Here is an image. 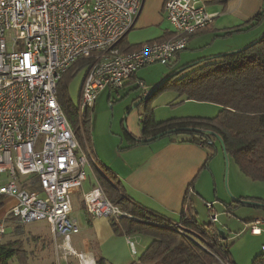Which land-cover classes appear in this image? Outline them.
Here are the masks:
<instances>
[{
    "label": "built area",
    "instance_id": "2783aa9c",
    "mask_svg": "<svg viewBox=\"0 0 264 264\" xmlns=\"http://www.w3.org/2000/svg\"><path fill=\"white\" fill-rule=\"evenodd\" d=\"M143 4L144 0H0V195L16 200L0 218V244L10 222L46 221L58 264H90L72 246L81 231L72 216L73 197L89 179L90 162L99 166L89 146L84 152L59 104L58 83L76 61L93 59L78 106L83 127L86 111L94 108L104 89L123 88L141 68L171 62L187 49L192 35L217 17L202 0H166L163 11L172 36L122 51L117 44L135 27ZM138 88L143 98L151 97L144 81L138 80ZM82 202L91 216L129 218L100 184L83 192ZM206 206L211 222L217 223L214 203ZM263 224L257 218L249 227L261 234ZM132 253L136 254L133 243Z\"/></svg>",
    "mask_w": 264,
    "mask_h": 264
},
{
    "label": "trees",
    "instance_id": "16d2710c",
    "mask_svg": "<svg viewBox=\"0 0 264 264\" xmlns=\"http://www.w3.org/2000/svg\"><path fill=\"white\" fill-rule=\"evenodd\" d=\"M212 2L224 3V0ZM263 19L264 9L246 24L254 21L259 24ZM245 25L228 29L218 37L244 32L248 29V25ZM126 37L117 44L122 51L130 52L142 45H131L126 42ZM166 37L168 35L146 43L161 42L167 40ZM93 62L91 57L79 59L63 74L57 86L59 104L77 134L81 122L78 107L69 95L68 82ZM180 73L185 74L176 80L174 89L178 95L189 101L216 104L220 107L219 113L213 118L189 116L158 121L153 110H147L140 121L141 137L127 133L130 147L151 144L159 139H148L167 133L161 138L170 137L204 147L208 151L209 161L217 153L215 140L220 138L227 154L233 157L240 170L251 180L264 182V38L245 50L199 61ZM159 90H154L151 97ZM90 111H86L83 117L87 132H90ZM104 172L107 174V171ZM109 176L116 186L98 174L107 197L123 212L137 218H111L114 232L128 236L148 235L152 238L139 259L131 264H215L219 260L234 264L230 260L232 245L228 243L227 235L223 239L216 223L210 221L209 224H200L196 220L192 198H186V209L178 222L181 225L179 230L173 226L174 221H164L130 203L122 194L117 177L112 174ZM5 200L6 197L0 195V209ZM244 200L264 204L261 199ZM241 207L264 211V207L247 205L236 199L227 212L233 215ZM95 258L96 264H107L100 254H96ZM14 259L19 264H28L23 243L15 240L0 244V264H10ZM253 264H264V254L257 256Z\"/></svg>",
    "mask_w": 264,
    "mask_h": 264
},
{
    "label": "crops",
    "instance_id": "0c3cea01",
    "mask_svg": "<svg viewBox=\"0 0 264 264\" xmlns=\"http://www.w3.org/2000/svg\"><path fill=\"white\" fill-rule=\"evenodd\" d=\"M165 1L144 0L135 27L153 29L156 32V35L149 38L147 42L167 35L166 39H169L173 34V29L163 11ZM202 1L206 3L208 12L217 13V17L212 25L191 36L185 51L191 50L192 53H180L175 57L177 61L192 62L197 60L199 62L211 59L247 45L264 32V19L259 24H256L255 21L246 24L264 9V0H224V3H215L212 2L213 0ZM241 25H248V29L228 37H218L224 31ZM185 113L187 112L177 114L176 117L191 116L183 115ZM155 114H158L157 109ZM163 120L167 119L158 121ZM130 131L135 137H141V124L134 128L131 126ZM118 156L119 163L112 164L111 169L112 175L116 176L121 183L122 194L136 207L149 211L155 216L165 219L164 221H174L175 225L179 224L178 222L181 221L186 209V198L193 199L194 207L199 199L205 203H214V210L220 211L219 216L223 212H227L234 205L236 199L264 200V185H260L259 181H254V184H259L253 185L254 187H251L249 191L241 189V186L249 183L247 180L250 178L239 173L237 167L230 170L231 192L236 198L232 199L224 189L221 190L216 177L217 164H215V160L208 161V151L197 144L165 137L151 144L131 147L127 153L118 154ZM242 176H246L247 179ZM97 179L99 181L98 177ZM212 183L215 188L213 194H210L207 186ZM89 189L90 187L84 192ZM15 203V199L7 198L4 206L0 209V218L5 217ZM247 208L251 209L236 210L238 214L241 213L245 216V218L236 220L242 221L238 225L241 230L236 234L239 240H233L236 236H230L225 231L228 243L234 244L230 249V260L234 264H253L257 256L264 254V224L260 226L263 230L261 234L252 233L249 227L257 218L264 222V211L252 207ZM85 215L87 216V227L84 228V234L73 238L72 246L77 252L86 255L90 264H96V254L104 257L107 264H131L139 259V255L150 244L143 243L140 234L130 236L116 234L109 218ZM128 215L132 220L136 218ZM228 221H234L233 225L237 224L235 220ZM36 237L38 238L36 245L40 247H37L32 262L34 261V264H53L50 261V256L55 252L53 238L47 240V238ZM132 243L136 254L132 253ZM138 244L141 246L140 249L137 247ZM49 245L52 253H49ZM73 259L70 258V260ZM29 261L30 259H28V264H30ZM10 264L19 263L12 260ZM215 264L224 263L219 260Z\"/></svg>",
    "mask_w": 264,
    "mask_h": 264
},
{
    "label": "rangeland",
    "instance_id": "374dc122",
    "mask_svg": "<svg viewBox=\"0 0 264 264\" xmlns=\"http://www.w3.org/2000/svg\"><path fill=\"white\" fill-rule=\"evenodd\" d=\"M155 35L156 32L153 29L135 27L127 34L126 42L131 45H139L142 43H146L149 38ZM254 41L238 49H235L234 51L245 48ZM188 52L192 53L191 50H184L181 52V54H188ZM196 62L198 61H177L174 58L169 63L159 62L151 64L138 70L135 78L128 81L123 88L117 89L108 87L99 94L94 108L90 111V132H87L86 129H84V126H79V128L81 129H79L80 132L78 136L82 148L86 153V145L90 147L96 163L99 164V168H97L92 162H90V168L88 167L87 170L90 176L89 180L85 182L84 187L80 189V192L73 197L74 213L72 216L76 218L81 228V232L78 234V236L76 235L77 237L84 234V228L87 227V216L85 215L87 214V212L85 211L82 202V195L84 190L89 187H95L99 184V181L97 179L98 174H101L113 186H116L114 185L115 181L109 176L112 174L111 165L114 163H119L120 158L118 154L127 153V150L131 148L129 140L127 138V133H131V126L134 128L140 125L141 118L147 110H153V112L156 113L157 109L158 114H155V118L157 117V120L168 119L174 116L176 117L177 114L185 111L187 113L183 115L189 114L191 116L194 115L209 118H213L219 113L220 107L218 105L189 100L185 101V99L183 97H180L177 91L174 89L176 80H178L185 74L180 73L174 76V73ZM87 72L88 68L81 70L68 82L69 95L73 103L77 107L79 106L81 88ZM138 80L144 81L151 93H153V91L159 85L162 86L160 87V90L154 93L152 97L144 99L143 97H141V89L138 88ZM215 142L217 153L213 158L210 159V161L215 160V164H217L216 177L218 180L219 188L221 190L224 189L228 193V195L232 199H234L236 197L231 192L230 187V170L234 169V167H237L239 173H242V175L245 174L236 165L233 157L229 155L228 157H226L222 142L219 139L215 140ZM104 171H107V174ZM247 181L249 182L248 184L241 186L242 190L249 191L251 190V187H254L253 185L259 184H254L255 182L251 179ZM260 185H264V182H261ZM207 187L210 194H213L215 188L214 184H209V186ZM195 208L196 209L194 211V215L196 220L200 224H209L211 221V211H209L206 203L203 202V200L199 199L196 202ZM246 209L250 210L251 208L241 207L239 208V211H244ZM216 212L219 214L220 211L218 212L215 209L213 213ZM238 218H245V216L241 213L238 214L237 212H234L233 215L229 214L228 212H223L222 214H220L219 221L216 223V225L219 228H223L228 235H233L235 237L236 234L241 230L238 225H240L242 221H236ZM228 220H235L237 224L233 225L232 223L234 221ZM36 236L47 238V240H52L50 227L46 221H36L30 224H20L12 221L8 224V231L3 240V243L20 240L23 243L25 255L28 259H30V264H34V261L32 262V260H34V254H36L37 252V247H40L36 245V240L38 239ZM140 236L143 243H151L152 238L150 236ZM235 239H238V236L233 238V240ZM231 243L233 242L231 241ZM233 246L234 244L231 246V248ZM137 247L138 249H140V244H138ZM50 252L52 253L51 247L49 248V253ZM140 256L141 254L139 255V257ZM15 260L16 259H14V261ZM50 261L53 264H58V256L55 254V252L50 256ZM65 263V260L61 261V264Z\"/></svg>",
    "mask_w": 264,
    "mask_h": 264
},
{
    "label": "water",
    "instance_id": "95a60500",
    "mask_svg": "<svg viewBox=\"0 0 264 264\" xmlns=\"http://www.w3.org/2000/svg\"><path fill=\"white\" fill-rule=\"evenodd\" d=\"M264 38V33L257 39V40H255L253 43H251L250 45H248V46H246L245 48H242V49H240V50H237V51H234V52H239V51H242V50H245V49H247V48H249V47H251V46H253V45H255V44H257L260 40H262ZM197 63V62H196ZM196 63H193V64H191V65H189V66H187V67H184L183 69H180V70H178V71H176V73H174V75H176V74H179L181 71H183V70H185L186 68H188V67H190V66H192V65H194V64H196ZM164 84V83H163ZM162 85H159L157 88H160ZM156 88V89H157ZM155 89V90H156ZM154 92V91H153ZM142 102V101H141ZM167 133H162V134H159V135H157V136H155V137H152V138H150V139H148L149 141L150 140H154V139H160L162 136H164V135H166ZM220 141H221V139L220 138H218ZM222 142V141H221ZM222 145H223V148H224V151H225V155H226V157H228V154H227V152H226V149H225V147H224V144H223V142H222ZM237 200H239L240 202H242V203H244V204H247V205H251V206H260V207H264V204H262V203H260V202H256V201H250V200H244V199H237ZM219 233L220 234H223V239H226V233H225V230L223 229V228H220L219 229Z\"/></svg>",
    "mask_w": 264,
    "mask_h": 264
}]
</instances>
